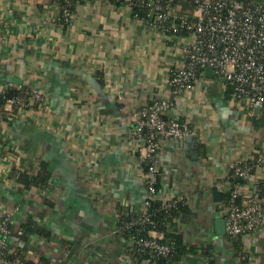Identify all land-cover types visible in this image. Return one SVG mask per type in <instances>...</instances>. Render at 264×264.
I'll list each match as a JSON object with an SVG mask.
<instances>
[{
    "label": "crops",
    "instance_id": "1",
    "mask_svg": "<svg viewBox=\"0 0 264 264\" xmlns=\"http://www.w3.org/2000/svg\"><path fill=\"white\" fill-rule=\"evenodd\" d=\"M57 2L0 0V91L26 85L47 95L42 112L19 108L0 115V167L7 168L0 175V219L9 215L21 229L31 215L51 233L29 242L12 237V246L25 247L36 262L143 264L114 222L119 211L138 210L146 191L124 107L166 96L169 70L181 57L171 40L125 7L86 0L64 25ZM188 93L178 111L196 132L199 158L184 152L183 140H164L160 152L164 191H183L194 212L174 229L188 244H213L216 264H240L216 231L219 201L212 188L217 185L224 197L233 186L229 163L253 147L264 151V123L252 119L261 111L235 105L209 70ZM41 161L52 172L47 190L20 191L14 170L35 171ZM243 238L251 264H264V235ZM186 258L180 264H209L205 256Z\"/></svg>",
    "mask_w": 264,
    "mask_h": 264
},
{
    "label": "built area",
    "instance_id": "2",
    "mask_svg": "<svg viewBox=\"0 0 264 264\" xmlns=\"http://www.w3.org/2000/svg\"><path fill=\"white\" fill-rule=\"evenodd\" d=\"M125 1L124 7L130 13L133 6L146 8L147 16L138 13L133 16L157 35L171 40V47L181 57L169 70L166 96L144 101L141 106L124 107L129 112L130 134L138 150L140 182L146 190L139 217L129 225H140L153 199L161 200L166 208L181 200L189 203L183 191H164L166 179L160 152L164 140H184L196 133L190 121L180 116L178 105L205 70L222 80L225 90H230V100L239 108L264 111V0ZM65 14L70 16L68 10ZM29 95L21 110H46L47 95L41 88L32 87ZM13 102L8 101L10 109ZM166 112L175 114L165 119ZM228 169L230 176L239 177L247 184L239 181L231 189L229 200L217 203L216 214L225 220L223 236L259 239L264 235V151L253 147L246 155L232 160ZM6 172L7 168L0 167V175ZM10 221L9 215L0 219V264H20L13 255L11 239L15 233L22 234V230L10 228ZM129 242L153 258L165 256L173 249L156 230H149L146 237L132 235ZM152 264H156L155 260Z\"/></svg>",
    "mask_w": 264,
    "mask_h": 264
},
{
    "label": "trees",
    "instance_id": "3",
    "mask_svg": "<svg viewBox=\"0 0 264 264\" xmlns=\"http://www.w3.org/2000/svg\"><path fill=\"white\" fill-rule=\"evenodd\" d=\"M59 5V18L62 24H67L68 15L65 14V10H68L70 15L73 14L77 7L84 3L86 0H57ZM109 3L124 7L126 4L125 0H105ZM138 13L141 17L147 16L148 11L144 7L133 6L131 9V14ZM173 43V42H171ZM31 87L21 86L20 88L8 87L0 91V115L12 116L21 105L27 101L29 91ZM228 96L230 97V90H227ZM9 100H13L11 109H6V105ZM21 101V102H18ZM23 102V103H22ZM165 119H169L167 116H163ZM261 118H252L256 124L264 123V111L261 112ZM16 180L21 184L19 186L20 191L29 190L32 187H38L39 189L47 190L52 172L49 168V164L46 161H41L39 168L35 171L31 169H16L14 170ZM229 180L232 183V188L241 180L239 177L230 176ZM161 186V180L157 184ZM231 189L224 194L223 201H228L231 196ZM140 214V210H135L134 212L119 211V215L115 216V230L117 235L124 237L129 241V237L132 235L146 237L148 236L149 230H156L163 234V240L170 242L173 246L172 251L165 256H155L151 257L147 251H142L137 245H129L130 251L139 258L140 263L152 264L155 260L156 264H180L184 260H187V254H194L197 256H205L209 264L217 263V256L214 253L213 244H188L182 236L179 230H175L177 221H185L190 219L194 212L191 206L186 201H179L174 207L166 208L163 206V202L159 199H153L147 206L145 215L143 216V223L140 225H132L129 223L135 221ZM9 227L14 228L13 223L9 222ZM22 234L13 236L19 237L24 242H29L35 236H46L50 237L51 233L48 232L43 225H39L36 219L29 215L27 216L21 224ZM225 240L230 243L233 248L234 253L239 257L240 264H251L250 258L244 252L243 235L237 236H225ZM12 245V244H11ZM13 247V246H12ZM15 248V247H13ZM14 257L19 260L20 264H50L49 261L42 257L39 261H34L27 255V249L25 247L17 246ZM12 255V256H13ZM190 262V258L188 259Z\"/></svg>",
    "mask_w": 264,
    "mask_h": 264
},
{
    "label": "water",
    "instance_id": "4",
    "mask_svg": "<svg viewBox=\"0 0 264 264\" xmlns=\"http://www.w3.org/2000/svg\"><path fill=\"white\" fill-rule=\"evenodd\" d=\"M183 147H185L184 152L189 153L192 159H198L200 155V144L195 135H189L185 140L182 141ZM189 148V149H188ZM213 198L215 201H220L223 199V191L218 189L217 185L213 186ZM216 231L219 235H225V220L224 218H218L216 220Z\"/></svg>",
    "mask_w": 264,
    "mask_h": 264
},
{
    "label": "rangeland",
    "instance_id": "5",
    "mask_svg": "<svg viewBox=\"0 0 264 264\" xmlns=\"http://www.w3.org/2000/svg\"><path fill=\"white\" fill-rule=\"evenodd\" d=\"M254 112L255 113H259L260 112V109L256 108V109H254Z\"/></svg>",
    "mask_w": 264,
    "mask_h": 264
}]
</instances>
